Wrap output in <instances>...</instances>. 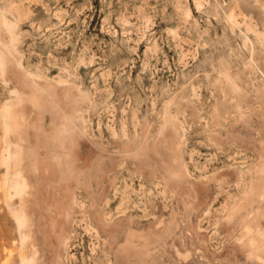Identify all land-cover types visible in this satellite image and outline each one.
<instances>
[{"label":"rangeland","instance_id":"rangeland-1","mask_svg":"<svg viewBox=\"0 0 264 264\" xmlns=\"http://www.w3.org/2000/svg\"><path fill=\"white\" fill-rule=\"evenodd\" d=\"M5 105L0 264H264V0H0Z\"/></svg>","mask_w":264,"mask_h":264},{"label":"bare ground","instance_id":"bare-ground-1","mask_svg":"<svg viewBox=\"0 0 264 264\" xmlns=\"http://www.w3.org/2000/svg\"><path fill=\"white\" fill-rule=\"evenodd\" d=\"M2 60V59H1ZM5 65V64H4ZM6 107L4 108L5 110H2L3 112H1L2 113V115H1V120H0V123H1V125H2V127H3V131H4V135L6 136L7 135V138H9L8 137V133L10 134V132L11 131H13L15 128H16V126H17V118H16V116L17 115H13V113H12V110L9 108V107H11V106H7V105H5ZM18 119H20V117L18 118ZM20 121V120H19ZM20 125V124H19ZM18 128L20 129V127L18 126ZM17 132V131H16ZM12 133V132H11ZM13 133H14V131H13ZM4 138H6V137H4ZM3 138V139H4ZM5 140V139H4ZM10 140V139H9ZM4 142V141H3ZM10 142V141H9ZM8 142V143H9ZM7 143V146L10 144H8ZM13 143V142H12ZM2 144V143H1ZM5 145V144H4ZM11 146H14V145H11ZM10 147V146H9ZM8 147V148H9ZM5 148V147H4ZM13 149H14V147H13ZM3 151H4V149H3ZM6 152V151H5ZM7 154H8V152H7ZM10 154V153H9ZM4 156V155H3ZM9 157H11V159H12V153H11V156H8V158L6 159L5 158V156H4V158L3 159H6L7 160V162H9L10 160V158ZM2 159V161L3 162H5L4 160ZM20 161H21V159H20ZM13 162V161H12ZM6 163V162H5ZM3 166H5L6 167V165H4V163H3ZM9 167V166H8ZM7 167V168H8ZM13 168V167H12ZM20 171V170H19ZM23 176V175H22ZM10 182V184L12 183V180L11 181H9ZM16 183V182H15ZM8 184V183H7ZM13 185V187H15L14 186V184H12ZM5 188V187H4ZM7 189V188H6ZM8 189H10L9 188V186H8ZM11 189H13V188H11ZM14 190H16V192H18L20 195H27L28 194V192H29V185H28V181H27V179L26 178H23L22 179V181H21V183H18L17 185H16V188L14 189ZM6 191V190H5ZM7 191H9V190H7ZM9 194V192H7V194H5V195H8ZM11 197H12V194L10 193L9 194ZM15 196V195H14ZM25 197V196H24ZM7 198H9V197H7ZM7 198H5L6 200L5 201H7L8 199ZM23 198V197H22ZM10 200V202H11V200H12V198L11 199H9ZM20 201H22V200H20ZM8 202V201H7ZM10 202H8V203H10ZM21 205V204H20ZM21 208V207H20ZM19 208V209H20ZM23 208V207H22ZM23 210V209H22ZM24 212H23V214H20V215H18L17 216V218H15L16 220H17V222H18V225L22 228H25V227H29V223H30V215L28 214V213H26L25 212V208H24V210H23ZM18 213H20V212H18ZM18 213H15V216L14 217H16V215L18 214ZM13 214H14V212H13ZM20 228V229H21ZM23 237V236H22ZM24 238L26 239V238H28V235L27 234H25V236H24ZM24 240V239H23ZM22 254H23V252H22ZM26 254V253H25ZM35 261V258L34 257H32V258H27L26 256H23V262L24 263H26V262H29V263H32L33 264V262Z\"/></svg>","mask_w":264,"mask_h":264}]
</instances>
